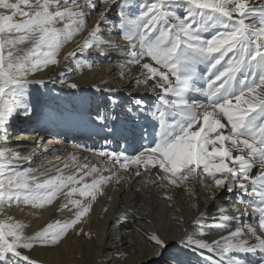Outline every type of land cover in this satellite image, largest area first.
<instances>
[{
	"label": "snow or ice",
	"instance_id": "obj_1",
	"mask_svg": "<svg viewBox=\"0 0 264 264\" xmlns=\"http://www.w3.org/2000/svg\"><path fill=\"white\" fill-rule=\"evenodd\" d=\"M100 66V147L16 132ZM73 252L264 264V0H0V264Z\"/></svg>",
	"mask_w": 264,
	"mask_h": 264
},
{
	"label": "bare ground",
	"instance_id": "obj_2",
	"mask_svg": "<svg viewBox=\"0 0 264 264\" xmlns=\"http://www.w3.org/2000/svg\"><path fill=\"white\" fill-rule=\"evenodd\" d=\"M71 45L68 46L70 48ZM68 49L66 48L65 51ZM114 70V68H113ZM135 71V69H134ZM97 73L100 75H108L109 72L105 68V66H100L95 70V72L90 74H85L83 76L77 75L75 77L76 80H78L81 84V89L79 92H75L74 90L69 89H62L59 85H48L49 89H52V91L47 92L45 90H42L44 94L40 97L39 103L37 104V115L33 117L31 121L25 122L23 118L14 125V127H17V131L20 134H23V138L25 140L27 139H39L42 134H39V130L37 128V124L41 125L42 122H45L46 120L43 117L42 110L45 108L47 110H51L54 113V117L59 119L60 121H63L62 125L60 126H75L83 130H90L92 129L90 125L88 124L89 119V113L91 111L95 110L96 107V100L95 97L91 91V89L88 87V85L92 82L93 79L96 78ZM42 75L47 78V72L42 73ZM59 108V109H58ZM64 111L67 116L64 118L62 117V112ZM66 128V127H65ZM41 129V128H40ZM57 131V130H56ZM55 133H45L42 135L44 137V140H55L56 136H58V133L60 131H57ZM92 134H76L73 135L75 138L72 140V144L70 146L63 145V143L55 145L56 148L59 149H67L70 152L80 153V149H76V145L79 144H87L90 148H97L100 147V144L95 145V143L98 142V139H100L95 131L92 129L90 131ZM89 139L93 140L95 143H88L87 141H82V139ZM63 138H58L56 140H61ZM47 146L49 148L54 147L53 144L47 143ZM78 148V147H77ZM83 155L89 156L92 158L91 153L85 152ZM43 163H47V161H43ZM19 215V214H18ZM60 216H56L51 211H45L40 219L33 220L32 217H28V220H32V227L29 229V231L34 230L35 228H38L44 224H46L49 220L52 219H59ZM170 252H175V249H171ZM37 255L42 256V258L46 261V264H85V261H80L75 259L76 253L73 252L72 254L65 255L63 253L57 255V254H46V253H37ZM169 256V253L165 254V259H167ZM160 264H163V261L160 262Z\"/></svg>",
	"mask_w": 264,
	"mask_h": 264
},
{
	"label": "rangeland",
	"instance_id": "obj_3",
	"mask_svg": "<svg viewBox=\"0 0 264 264\" xmlns=\"http://www.w3.org/2000/svg\"><path fill=\"white\" fill-rule=\"evenodd\" d=\"M59 109V108H58ZM60 111L62 112V114H60V115H62V117H66L67 116V114L64 112V111H62V109H60ZM42 114H43V117H44V119H50V118H52L53 116H54V113L51 111V110H47V109H43L42 110ZM56 118V117H55ZM58 120V122H59V124L60 125H62V123H63V121H60L59 119H57ZM43 123L44 122H42V124H41V126L43 127ZM61 127H63V126H61ZM66 128L68 127V126H65ZM72 128H78V127H75V126H71ZM38 128V127H37ZM15 129H16V132H18L17 130V127H15ZM40 128H38V130H39ZM57 131H59V129L57 130ZM56 131V132H57ZM86 131H92V129H90V130H86ZM49 132V131H48ZM48 132H44V133H41L42 135L43 134H45V133H48ZM53 132H55V131H53ZM19 133V132H18ZM50 133H52V131H50ZM89 134H92V133H88V135ZM41 135V136H42ZM76 135V134H75ZM88 140V141H87ZM48 141H50V140H46L45 142H46V144H47V142ZM62 141H64V139H62ZM72 141V140H71ZM82 141H87L88 143H95L93 140H89V139H82ZM101 143H103V141L102 140H100V139H98V142L97 143H95V145L94 146H96V145H98V144H100L101 145ZM63 145H67V146H70L71 145V143L69 144V143H64ZM96 148H97V146H96Z\"/></svg>",
	"mask_w": 264,
	"mask_h": 264
}]
</instances>
